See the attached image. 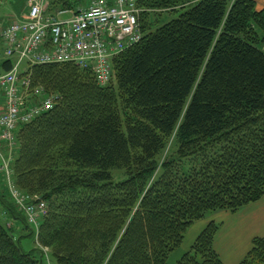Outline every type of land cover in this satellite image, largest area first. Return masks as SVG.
Masks as SVG:
<instances>
[{
  "label": "trees",
  "instance_id": "obj_1",
  "mask_svg": "<svg viewBox=\"0 0 264 264\" xmlns=\"http://www.w3.org/2000/svg\"><path fill=\"white\" fill-rule=\"evenodd\" d=\"M86 3L50 0L49 10ZM136 7L142 36L112 58L107 84L70 62L31 66L32 83L60 98L17 128L11 170L47 213L36 238L0 177V264H45L47 256L56 264H222L213 221L169 258L196 221L264 195V8L254 0ZM11 64L0 61L4 71ZM9 220L28 229L33 248L23 249ZM259 262L264 236L240 264Z\"/></svg>",
  "mask_w": 264,
  "mask_h": 264
},
{
  "label": "built area",
  "instance_id": "obj_2",
  "mask_svg": "<svg viewBox=\"0 0 264 264\" xmlns=\"http://www.w3.org/2000/svg\"><path fill=\"white\" fill-rule=\"evenodd\" d=\"M49 4L26 0L20 17L0 24V61L12 60L9 70L0 67V177L36 238L47 207L14 182L15 131L52 109L60 96L32 83L31 66L70 62L105 85L112 78V58L142 36L136 0H87L76 11H50Z\"/></svg>",
  "mask_w": 264,
  "mask_h": 264
},
{
  "label": "crops",
  "instance_id": "obj_3",
  "mask_svg": "<svg viewBox=\"0 0 264 264\" xmlns=\"http://www.w3.org/2000/svg\"><path fill=\"white\" fill-rule=\"evenodd\" d=\"M254 1L258 8H264V0ZM5 21L2 19L0 24H6ZM210 221L219 226L213 246L221 258L222 264H240L249 251L253 238L264 236V195L258 201L243 206L235 212L221 210L196 221L191 226L199 225L198 228L202 230ZM8 224L16 226L17 222L9 220ZM221 243L229 247L223 249L229 256L227 259L218 250V245ZM251 264H264V262Z\"/></svg>",
  "mask_w": 264,
  "mask_h": 264
},
{
  "label": "rangeland",
  "instance_id": "obj_4",
  "mask_svg": "<svg viewBox=\"0 0 264 264\" xmlns=\"http://www.w3.org/2000/svg\"><path fill=\"white\" fill-rule=\"evenodd\" d=\"M20 5H21V11L25 10V6H26L25 0H0V21L4 19V21L6 20L5 22L7 24L10 22V20H12V18H15V17L18 18L19 15L15 13L16 12L15 9L19 7ZM169 18H171V16H169L167 19ZM41 86L46 89L45 86L43 85ZM120 175H122V171L115 172V177H119ZM198 226L199 225H194V226L189 227V229L186 231L183 237V240L180 246L177 248V250H175L171 254L169 258L170 263L175 262L185 251H188L190 249L195 238L202 231L201 229L198 228ZM14 228H15L14 234L16 238L20 239L23 249L30 250L31 248H33L34 241H33L32 236L28 235V229L18 224ZM226 248H229V247L225 244L221 243L218 245V250L225 257V259L229 257L228 254L223 251V249H226ZM47 253H48V249H47ZM47 257H48V262L46 261L45 264H56L55 260L52 257L50 256H47Z\"/></svg>",
  "mask_w": 264,
  "mask_h": 264
}]
</instances>
